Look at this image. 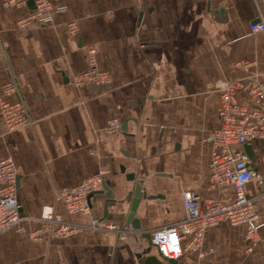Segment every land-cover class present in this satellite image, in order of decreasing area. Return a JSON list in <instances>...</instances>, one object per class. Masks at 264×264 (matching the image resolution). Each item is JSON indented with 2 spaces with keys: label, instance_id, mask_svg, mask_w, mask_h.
I'll return each instance as SVG.
<instances>
[{
  "label": "crops",
  "instance_id": "crops-1",
  "mask_svg": "<svg viewBox=\"0 0 264 264\" xmlns=\"http://www.w3.org/2000/svg\"><path fill=\"white\" fill-rule=\"evenodd\" d=\"M51 21L18 30L31 6H3L0 0V97L20 98L29 123L8 131L0 114V161L16 171V198L23 219L0 234V264H143L160 258L154 232L185 218L181 194L208 195L211 144L219 126L215 86L255 80L264 84V32L249 26L264 19L260 0H50ZM75 22L69 34L66 24ZM96 49L107 86L74 85L69 78L89 67L85 53ZM248 63L247 68L238 63ZM14 81L19 95L2 96ZM238 97L243 100L244 94ZM110 119L121 130L109 132ZM260 184L245 187L254 199L257 231L264 238V139L251 144ZM106 171L113 193L90 198L88 214L69 213L59 192ZM133 174L146 196L133 218L139 236L88 227L92 221L126 223ZM106 203V205H105ZM105 206V207H104ZM51 208L61 220L81 226L55 238L39 219ZM243 226L208 229L202 258L185 252L177 264H264V241L248 250Z\"/></svg>",
  "mask_w": 264,
  "mask_h": 264
},
{
  "label": "built area",
  "instance_id": "built-area-1",
  "mask_svg": "<svg viewBox=\"0 0 264 264\" xmlns=\"http://www.w3.org/2000/svg\"><path fill=\"white\" fill-rule=\"evenodd\" d=\"M31 1L32 11L16 22L18 30H26L34 25H45L51 21L53 12L63 8L55 7L50 0H2L3 6H27ZM264 3V0H260ZM251 33L264 32V19L249 26ZM66 31L75 34V22L66 24ZM88 69L73 75L69 80L76 86L93 84L107 86L112 77L108 72L99 70L96 64V49L88 46L85 53ZM238 66L247 68L246 62ZM218 92L217 117L219 126L209 132L205 141L211 144L209 163V181L206 186L208 195L194 191L181 194L185 218L171 226L153 233L150 245L154 246L158 256L164 260H176L185 252H196L202 258L211 250L203 249L205 232L219 224L243 226L248 250L264 241L257 231L258 214L254 199L247 197L245 187L249 183L260 184V179L253 171L251 162V144L255 139H264V84L255 80H237L215 86ZM244 94L243 100L238 95ZM19 95L18 86L9 81L2 88V96ZM0 114L8 131L21 128L29 123L24 102H8L0 97ZM109 132L121 130L116 119L106 124ZM106 171L100 170L96 175L84 179L78 185L59 192L65 209L71 214H88L90 206L88 196L101 191ZM16 171L13 161L5 158L0 161V234L10 228L18 227L23 219L21 207L16 198ZM49 226L50 237L61 238L77 233L81 226L61 220L51 208H44L39 217ZM95 230L114 232L119 239L139 236L129 223L114 221H92L88 226Z\"/></svg>",
  "mask_w": 264,
  "mask_h": 264
},
{
  "label": "water",
  "instance_id": "water-1",
  "mask_svg": "<svg viewBox=\"0 0 264 264\" xmlns=\"http://www.w3.org/2000/svg\"><path fill=\"white\" fill-rule=\"evenodd\" d=\"M33 3L31 1H29L27 3V6H31L32 7ZM254 23V22H253ZM250 156H251V151H250ZM126 181H131V182H134V185H133V190L132 192H130V206H129V211H128V214H127V218H126V223H129L131 225V227L136 230V231H139V225H138V222L137 220H135L133 218V214L135 212V209L139 203V201L141 199H145L146 196L143 194L142 192V187H141V183L139 181H136L135 178H134V175L133 174H129L127 175L126 177ZM95 194H103L105 199H106V203L108 201H111V199H113V193L111 192V190L108 189V187L105 185V183L103 184V188L101 191H98L96 193H93V194H90L88 196V204L90 206V198L95 195ZM105 203V205H106ZM105 207V206H104ZM143 237H145L149 244L151 243L150 242V236L148 234H142ZM170 264H177V262L175 260H169ZM143 264H160L159 260L156 258V257H153V256H149V257H146L143 261Z\"/></svg>",
  "mask_w": 264,
  "mask_h": 264
}]
</instances>
